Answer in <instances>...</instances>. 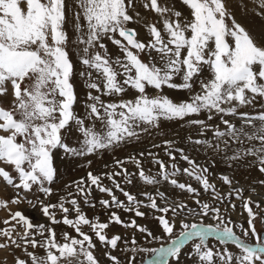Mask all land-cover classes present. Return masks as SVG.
Returning a JSON list of instances; mask_svg holds the SVG:
<instances>
[{
    "label": "snow or ice",
    "instance_id": "6c2138e0",
    "mask_svg": "<svg viewBox=\"0 0 264 264\" xmlns=\"http://www.w3.org/2000/svg\"><path fill=\"white\" fill-rule=\"evenodd\" d=\"M181 3L189 10L188 17H182L181 11L164 6L161 0H146L143 7L161 17L162 29L155 24L148 25L151 39L142 42L137 38V31L127 27L134 20V16L130 14V9L135 7L134 0H77L80 11L75 16V28L77 32H81L83 26L79 21L83 19L87 29L78 41L85 45L81 63L87 69L95 70L97 74V79H90L87 87L98 94L93 95L91 91L88 93L90 103L87 107L89 118L103 126L102 130L98 131L96 125L86 126L85 121L79 119L73 110L77 96L72 83L73 62L66 48V0H0V97L8 95L9 91L13 97L10 108L0 106V132L4 133L0 134V162L11 166L19 181L14 182L9 171L0 167V178L7 185L24 191H30L33 185H36L45 195H51L52 189L44 187V184H50L55 176L54 149L63 148L65 152L73 155L91 154L112 148L127 138L136 137L135 129L141 124L156 126L160 118L183 120L186 117L198 116L202 112L209 113L208 120L213 118V114H218L222 124L226 126V131L216 128L214 136L217 139L227 136L233 143L243 145L248 142L250 145L227 159L238 162L246 156H254L260 165L259 171L264 173V112L249 115L237 111L239 106L251 105L258 98H264V44L257 43L248 31L232 18L226 0H181ZM105 37L117 46L123 54V59L119 56L115 59L109 57L105 44L101 42ZM95 47L103 50L104 54L90 52V49ZM141 53L151 59L146 62L141 58ZM205 67L210 76L200 79ZM87 74L89 77L92 75L91 72ZM176 76L181 77L182 83L174 81ZM26 80H30L31 84L22 87ZM197 82L200 90L194 92ZM125 86L136 90L138 95L135 99H121L119 102L102 100L101 95L124 93ZM147 86L157 90L167 86L171 89L188 90L193 94L188 100L174 102L163 95L149 97L146 94ZM226 116H239L242 121L240 127L225 119ZM257 121L259 123H256ZM72 122H75L77 130L83 136L79 150L70 147L63 140V133L72 126ZM189 122L201 126L202 130L209 127L201 119H191ZM189 141L213 147L207 140L193 141L189 137ZM165 143L171 145L173 142ZM228 143V140H224L225 146ZM215 149L219 150V144L215 145ZM175 151L192 166L191 171L185 168L183 172L189 176L194 175L204 191L215 192V186L205 175L208 169L196 165L183 154V149ZM167 154L172 160L176 159L171 151H167ZM140 155L143 156L144 153ZM129 159L135 161L139 177L144 183H158L155 177L145 174L139 160L135 157ZM154 162L159 165L160 175L166 181L180 171L173 164L174 171L168 173L163 161L157 159ZM116 163L122 166L124 161L117 160ZM122 174L131 175L126 170L124 173L106 175L113 179L114 176ZM221 179L225 184L232 183L228 176H222ZM87 180L99 191L108 193L115 206L122 207L125 211H134L138 217L145 215L138 207L141 202L120 188L118 183L116 187L127 198L129 205L137 207H126L122 201L117 200L111 189L101 186V176L89 172ZM74 183L78 191L85 195L87 203L86 197L90 192H85L81 187L85 181ZM128 183H132L131 179ZM170 183L189 193L197 192L191 185L178 183L176 179H170ZM260 183L264 184V180ZM235 192L237 197H241V190L237 189ZM159 195L163 197V193ZM214 198L220 199L219 195ZM147 199L150 203L145 206L163 213L156 219L163 233L169 237L172 236L176 225L174 220L166 218V214L170 211L175 214L177 209L187 210L189 213L193 211L186 204L159 207L153 196L147 195ZM19 202L17 198L11 201L14 204ZM7 203L0 200V208H6ZM70 203L76 213L75 219H69L70 210L64 206L63 197L58 205L47 204L41 207L43 215L53 224L62 222L77 233L76 236H71L65 232L63 241L57 239L53 228L44 224L35 225L19 211L10 213L11 220L24 227L23 235L19 241L14 239L13 226L0 229V236L6 237L12 245L22 249L28 258L26 260L17 257L16 264H29V261L30 264H99L93 253V238L82 230L85 225L101 243L111 245L112 248L117 247L120 237L108 238L104 230L112 222L124 224L119 215L113 212L107 223H101L99 218L95 221L88 219L75 199ZM100 203L105 208L111 206L108 200H102ZM195 203L199 207L197 215L208 216L212 213V218L223 224L219 208L199 199L195 200ZM254 203L257 208L260 207V204L251 198L243 202L248 217L247 227H239L245 237L254 238L255 244L245 243L233 228L226 224L221 227L220 224L213 226L182 221L183 230L172 240L170 246L141 251L155 254V259L149 261V264H167L168 257L179 258L186 241L199 238V242L194 243L193 250L200 264H215L216 257H219L223 264H264V236L256 229L255 221L260 213L253 211L251 205ZM57 207L64 213L62 221L57 220L55 214L50 212V209ZM232 207L235 208V205ZM3 223L8 225L10 221L4 220ZM124 226L136 227L140 232L147 233V236H152L148 229L137 225L135 220ZM37 236L43 239L39 240ZM209 236L217 237L221 243L231 241L240 249V255L234 256L227 249L223 252L214 251L206 243ZM8 247L7 243L0 244V248ZM29 247L33 250L41 248L45 254L38 256L35 251H29ZM109 259L112 264H120L115 256H109Z\"/></svg>",
    "mask_w": 264,
    "mask_h": 264
},
{
    "label": "rangeland",
    "instance_id": "374dc122",
    "mask_svg": "<svg viewBox=\"0 0 264 264\" xmlns=\"http://www.w3.org/2000/svg\"><path fill=\"white\" fill-rule=\"evenodd\" d=\"M146 0H134L135 7L130 9V14L134 16V20L130 22L127 27L134 28L138 33V39L142 42H147L151 38L148 33V25L155 24L158 28L162 29V19L155 12L150 9H145L143 4ZM164 6L171 7L174 10L181 11L182 17L189 16V10L181 3V0H161ZM228 11L231 13L232 18L235 19L242 27L248 31V33L255 39L257 43L264 44V0H226ZM80 11L77 0H66V24L65 31L68 36V42L66 45L69 56L73 62L74 72L72 77V83L74 85V91L77 96V101L73 106L75 115L79 119L85 121V125L92 127L96 125V130H102V125L88 115V93L91 91L93 95L98 93L95 90H91L87 87L90 79L96 80L97 74L95 70L87 69L85 65L81 63L82 49L85 45L80 44L78 41L82 35L87 31L86 22L81 19L79 23L83 26L81 32H77L75 28V16ZM136 13H139L137 16ZM170 15V14H169ZM174 18V17H173ZM231 21H229V24ZM86 38V36H85ZM119 38V37H117ZM107 48L109 57L115 59L119 56L123 59V54L115 46L110 39L105 37L102 41ZM135 52L136 50L133 49ZM90 52H100L102 55L104 51L99 47L91 48ZM141 58L148 62L151 57L141 53ZM154 55V53H153ZM91 72L89 77L87 74ZM210 73L205 67L200 79H207ZM176 83H182V79L179 76L174 77ZM31 84L30 80H26L22 87H27ZM200 90L199 83L194 85V92ZM146 94L149 97L154 96H167L174 102H181L188 100L193 93L183 89H171L167 86L162 89H154L151 86L146 87ZM138 95L136 90L125 86V92L120 95L105 96L101 95L102 100L105 102H119L123 100H133ZM13 97L11 92L3 97H0V106L5 108L11 107V101ZM228 107V105H224ZM238 113H248L249 115H256L260 112H264V98H258L253 104L239 106ZM208 112H202L198 116L186 117L183 120L173 119L166 120L160 118L156 126L141 124L136 128L137 136L127 138L118 145L109 148L95 151L91 154L85 155H73L65 152L63 148L53 150V166L56 170L53 181L45 183L44 187L52 189L51 195H45L40 191L39 187L33 185L30 191H24L22 189H16L0 178V200L6 201L7 207L0 208V229L11 228L14 226L15 230L12 236L17 241L23 235L24 227L17 223L15 220H11L10 213L17 211L21 212L25 217L35 224H44L47 227L54 229L58 240L63 241V234L67 232L71 236H76L77 233L73 228L64 225L62 222L59 224H53L48 217L44 216L41 207L47 204H59L61 197L64 198V206L69 208V219H75L76 213L73 210V205L70 203L72 199L77 201L81 212H83L88 219L95 221L99 218V222L107 223L109 221L111 213L115 212L120 216L124 224H130L135 220L136 224L148 229L152 233V236H147V233H142L136 227H125L124 224H116L112 222L109 227L104 230V234L108 238L113 236H119L120 240L117 241V247L112 248L111 245L101 243L95 234L90 230L88 226H82V230L87 232L93 238L95 248L93 253L96 256L99 264H112L109 256H115L120 261V264H149V261L155 259V254L149 251H141V249H158L160 247L170 246L172 240L179 236V233L183 230L181 222L196 223L201 225H217L220 224L223 227L225 224L233 228L236 235L248 244H255L254 238L251 236L245 237L243 235L241 227L244 225L247 227V212L243 207V202L248 198L252 201L258 202L260 207L257 208L255 203L252 204L254 212L260 213L255 221L257 232L264 233V184L260 181L264 180V173L259 171V163L254 156H246L240 161H233L227 159L234 155L238 150L247 148L250 145L248 142L241 145L233 143L229 137H223L217 139L214 136V132L217 127L221 131H226V126L222 124L218 114H213V118L208 120ZM19 119V116H17ZM191 119H201L209 126L206 130H202L199 125H192L189 121ZM225 119L230 120L237 127H240L242 121L239 116H226ZM256 123H259L258 121ZM203 132V134H201ZM0 134H4L0 132ZM189 137L194 140H207L213 147H208L203 144H195L189 141ZM63 140L72 148L80 149L83 140L82 134L77 130L75 122H72V126L63 133ZM224 140H228L227 146L224 144ZM166 141H172L171 145L166 144ZM257 143V142H252ZM219 144V150L215 149V145ZM158 145L159 147H154ZM176 149H183V154L187 155L191 160L199 165L200 168L206 167L208 172L205 174L209 182L215 186V192L212 190L204 191L203 186L193 176H189L183 172V169L188 168L192 170V166L187 161L181 159V154ZM171 151L176 157L172 160L167 154V151ZM140 153H144L143 156ZM151 153V155H149ZM129 157H135L140 161V166L144 170L145 174L151 177H155L158 183L146 184L139 177V169L136 166L134 160ZM161 160L167 166L166 171L172 173L174 171L172 165L175 164L180 169L175 176H170L169 181H166L160 175L159 165L155 160ZM124 161L123 165H117L116 161ZM0 167H4L12 175L14 182H19L17 174L13 168L0 162ZM125 170L131 175H118L113 179H109L106 174L115 172L124 173ZM101 176L100 184L103 187L112 190V194L116 196L117 200L122 201L126 207H137L136 205H129L127 198L116 187L118 183L120 188L129 192L136 197L141 204L138 206L139 210L144 212L145 215L138 217L134 211H125L122 207H117L111 202V196L106 192H101L95 185H91V182L87 180L88 173ZM199 174V169H197ZM222 176H228L232 181L231 185L225 184L221 179ZM131 179L132 183H128ZM170 179H176L178 183H184L191 185L197 190L195 194L189 193L186 190H181L178 187L173 186L170 183ZM84 180L85 183L81 185L85 189V192H90L87 195V203H85V195L80 193L74 182ZM115 181V183H114ZM241 190V197H237L235 190ZM71 193V195H69ZM163 193V197L159 195ZM231 193V195H229ZM151 195L155 198L159 207H170L176 204H186L189 209L193 211L189 213L187 210L181 211L177 209V212L173 214L171 211L166 214V218L174 220L175 229L171 237L163 233L162 228L159 225L156 217L163 215L151 207H147L150 202L147 199V195ZM219 195L220 199L214 197ZM17 198L19 203H11V201ZM199 199L201 202H207L211 206L220 209V215L223 218V224L218 220H214L213 214L209 213L208 216H200L196 213L199 212V207L196 205L195 200ZM108 200L110 207L105 208L100 201ZM235 205V208L232 205ZM94 205V207L92 206ZM50 212L55 214L57 220L62 221L64 213L57 207L56 209H50ZM19 219V218H17ZM4 220H9L10 223L5 225ZM47 235V233H45ZM215 236H209L206 239L208 247L214 251L223 252L227 249L234 256L240 255V249L236 247L231 241L221 243ZM39 240L43 238L36 237ZM134 241V242H133ZM199 238H193L186 241L181 248L179 258L170 257L167 260V264H200L199 258L193 250L194 243H198ZM9 244L8 248H0V264H16V258L28 259L22 249L16 248L11 242L3 236H0V244ZM29 251H35L38 256H43L44 250L37 248L35 250L29 247ZM134 257V260H133ZM30 264V261H29ZM75 264V262H73ZM215 264H223L219 257L215 258Z\"/></svg>",
    "mask_w": 264,
    "mask_h": 264
},
{
    "label": "water",
    "instance_id": "95a60500",
    "mask_svg": "<svg viewBox=\"0 0 264 264\" xmlns=\"http://www.w3.org/2000/svg\"><path fill=\"white\" fill-rule=\"evenodd\" d=\"M261 235L264 236V233H262Z\"/></svg>",
    "mask_w": 264,
    "mask_h": 264
}]
</instances>
